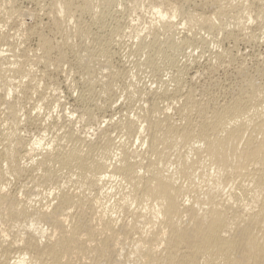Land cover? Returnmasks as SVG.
<instances>
[{"label":"bare ground","instance_id":"obj_1","mask_svg":"<svg viewBox=\"0 0 264 264\" xmlns=\"http://www.w3.org/2000/svg\"><path fill=\"white\" fill-rule=\"evenodd\" d=\"M0 264H264V0H0Z\"/></svg>","mask_w":264,"mask_h":264},{"label":"rangeland","instance_id":"obj_2","mask_svg":"<svg viewBox=\"0 0 264 264\" xmlns=\"http://www.w3.org/2000/svg\"><path fill=\"white\" fill-rule=\"evenodd\" d=\"M28 6H29V5H27V7H28ZM29 7H30V6H29ZM27 21L29 22V20H27ZM139 21H140V20H139ZM139 21H138V22H139ZM239 48H240V50L242 49L241 51H243V54H244V52H245L244 55H247L248 58H247L246 56H245V57H246V60H247V62H248V60H250L249 58H251V57H250V56H251V53L247 52V50L245 51V49L243 50L242 47H239ZM240 50H239V51H240ZM241 51H240V53H242ZM247 53H248V54H247ZM243 54H242V55H243ZM249 54H250V55H249ZM248 55H249V56H248ZM128 63H129V64H128ZM127 65H128L129 67H132V68H131V71H133V72L135 71L134 68H133V64H132V62H131V64H130V62H127ZM130 65H131V66H130ZM132 69H133V70H132ZM135 72H136V71H135ZM63 96H65L64 93H63ZM59 110H60V109H59ZM55 112H56V113H55ZM55 112H54V113L57 114V110H56ZM58 112H59V111H58Z\"/></svg>","mask_w":264,"mask_h":264}]
</instances>
